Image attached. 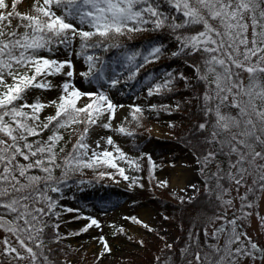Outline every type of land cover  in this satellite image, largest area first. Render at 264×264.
I'll return each instance as SVG.
<instances>
[{
	"label": "trees",
	"instance_id": "1",
	"mask_svg": "<svg viewBox=\"0 0 264 264\" xmlns=\"http://www.w3.org/2000/svg\"><path fill=\"white\" fill-rule=\"evenodd\" d=\"M238 1L248 19L230 17L222 0H40L33 13L15 16L22 32L0 24V264H66L51 211L83 170L103 168L128 187L132 207L144 201L175 222L176 241L156 252L153 264H234L246 254V233L238 227L258 215L264 191V0ZM248 21L257 28L250 34L244 30ZM33 37L74 46L87 63L86 79L98 72L100 63L132 61L120 78L129 90L155 92L154 110L170 111L177 60L192 65L194 84L188 96L195 97V108L178 105L170 113L184 127L177 141L197 160V194L176 202L145 196L142 186L153 177L157 154L164 150L160 144L154 153L134 144L131 155L119 151L94 161L80 149L82 134L74 136L72 130L99 126L98 118L65 100L49 117L24 112L21 87L34 86L47 66L28 53ZM162 37L179 46L168 60L159 47ZM224 49L246 65L252 78L245 82L231 63V81L219 98L213 89L214 68L217 60H225ZM228 96L233 105L227 104ZM145 111L141 102L130 108V126L139 127ZM89 182L102 185L99 178ZM112 197L107 191L75 203L89 209ZM230 216L234 220L227 223ZM222 218L227 220L218 233L215 226Z\"/></svg>",
	"mask_w": 264,
	"mask_h": 264
},
{
	"label": "rangeland",
	"instance_id": "2",
	"mask_svg": "<svg viewBox=\"0 0 264 264\" xmlns=\"http://www.w3.org/2000/svg\"><path fill=\"white\" fill-rule=\"evenodd\" d=\"M39 1L0 0L1 26L11 27V30L12 26H17L16 31L22 32V27L14 20L15 16L33 13ZM222 1L228 4L225 8L230 17L244 16L248 19L246 7L238 5V0ZM256 29L249 21L248 28L244 27L249 34ZM159 43L166 60L177 55L179 46L175 40L162 37ZM31 44L33 48L28 53L43 58L47 66L36 77L34 86L21 87L19 103L24 112L49 117L56 113L57 105L65 100L98 118L101 121L99 126L85 130L78 126L72 130L74 136L82 134L80 149L86 158L94 161L119 151L131 155L134 144L143 145L145 153H154L155 144H160L164 147L163 154H157L156 159L160 162L156 163L153 177L143 183L145 196L176 202L180 199L191 200L197 194L200 185L198 163L193 154L185 151L177 141L184 127L180 119H174L170 113L177 111L178 105L195 108V97L188 96L194 84L195 70L192 65L182 59L177 60L180 70L175 74L174 98L168 100L170 111L162 110L160 106L154 110L155 92L148 93L145 87L129 90L127 81L120 78L122 70L129 69L132 61L119 65L113 61L100 63L98 72L86 79L83 74L87 70V63L74 46L64 47L53 40L34 37ZM244 47L246 49V38ZM23 49L26 53L25 45ZM222 52L225 60H217L214 68L213 89L219 98L231 81V63L238 71L237 76L245 82L252 78V72L246 71V65L240 64L225 49ZM161 77L158 79L162 80ZM112 80L115 83L112 84ZM138 102L145 106L146 111L140 126L132 127L127 116L130 108ZM227 104L233 105L230 96ZM94 178L102 179V185L89 182ZM107 191L113 197L106 204L91 205L86 209L75 203L76 200L103 197ZM128 191V187L113 171L104 168L82 171L78 183L63 194L58 209L51 211L54 232L61 241L62 258L66 264H153L155 253L176 241L175 222L144 201L132 207V202L127 198ZM263 218L264 191L259 198L258 215H251L238 227L240 232L246 233L243 236L246 254L234 264H264ZM227 219V223L234 220L231 216ZM227 219L219 220L215 231L219 233ZM3 237L4 233L0 230V242Z\"/></svg>",
	"mask_w": 264,
	"mask_h": 264
}]
</instances>
